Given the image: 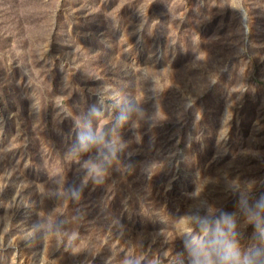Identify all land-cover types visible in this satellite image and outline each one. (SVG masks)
<instances>
[{"label":"rangeland","instance_id":"374dc122","mask_svg":"<svg viewBox=\"0 0 264 264\" xmlns=\"http://www.w3.org/2000/svg\"><path fill=\"white\" fill-rule=\"evenodd\" d=\"M105 80L161 119L121 129L136 170L84 189L86 221L69 224L64 247L50 233L23 238L38 215L75 207L41 194L67 171L74 138L71 117L55 114L86 111ZM225 171L255 179L253 199L264 193V0H0V264H121L141 237L174 254L200 176L219 178L208 200L237 211Z\"/></svg>","mask_w":264,"mask_h":264},{"label":"clouds","instance_id":"9594fccd","mask_svg":"<svg viewBox=\"0 0 264 264\" xmlns=\"http://www.w3.org/2000/svg\"><path fill=\"white\" fill-rule=\"evenodd\" d=\"M74 88L71 87L69 96ZM61 90L69 91L64 83ZM95 92L97 102L86 111L73 112L71 108V114L56 112L58 122L65 117L72 119L74 138L61 156L67 158V171L72 165L76 168L72 178H69L67 171L63 175L56 173L48 176L46 191L41 193L55 203L67 199L75 207H72L69 216L57 213L49 219L38 215L36 221L25 230V239L38 237L43 241L45 234L50 233V246L64 247V234L69 224L80 225L86 221L87 213L81 204L84 189L89 184L93 187L105 185L114 170L120 173L121 178L136 170V164L125 159L133 152L129 149V141L121 135V129L125 125L134 130L143 125L151 129L161 120L153 118L155 110L150 112L143 106L144 97L138 101L127 88L116 83L105 80ZM100 121L103 122L98 124ZM224 138L226 135L219 139ZM136 140L139 142L140 136L136 135ZM164 165L165 162H162L159 169ZM142 170L149 178L156 172L149 175L147 167ZM223 176L224 190L236 197L237 211H226L208 200L203 195L205 187L209 183L219 182V178L200 176L202 186L199 190L194 187L188 194L190 203L176 216L183 217L184 227L176 237L181 242V249L168 255L163 251L154 252L150 245H144L141 237L136 241L139 254L133 252L122 256L121 264H264V193L253 199L252 192L257 184L255 179L242 180L239 176H229L226 171ZM170 187L171 183H166L165 191ZM149 192L150 189H146V194ZM107 206L103 205L104 208ZM155 215L167 223L159 213ZM112 223L122 229L118 218H114ZM249 226L250 233L247 232ZM105 264H111L109 258Z\"/></svg>","mask_w":264,"mask_h":264}]
</instances>
